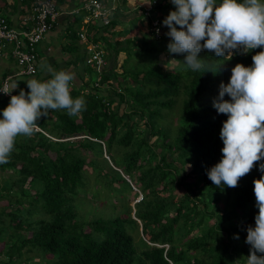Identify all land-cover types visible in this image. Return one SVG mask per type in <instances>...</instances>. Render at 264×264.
I'll return each instance as SVG.
<instances>
[{
  "label": "trees",
  "instance_id": "1",
  "mask_svg": "<svg viewBox=\"0 0 264 264\" xmlns=\"http://www.w3.org/2000/svg\"><path fill=\"white\" fill-rule=\"evenodd\" d=\"M83 1L75 6L79 10L66 29L69 41L63 51L72 54L69 62L83 64L79 84L73 83L70 94L83 96L86 110L79 116H69L66 110L50 111L37 121L42 130L31 137H17L9 162L0 164V169L14 173L13 179L12 175L6 178V190L8 194L14 190L15 196L9 198L10 205L0 207V253L6 256L2 264H39L42 259L47 264H244L250 254L245 242L247 227H255L258 213L253 181L262 175L259 164L264 159L240 178L236 188L213 184L207 171L222 158L220 130L227 119L218 114L213 100L221 82H229L231 69L237 63L251 66L252 56L264 47L237 53L231 60L204 50L200 58L223 63L220 71L215 75L192 71L183 64L184 55L167 51L171 38L165 35L169 29L162 21L175 10L171 0H148L149 16H132L130 25L114 33L111 29L125 22V15L114 16L115 12L127 10V0H98L107 8L116 4L106 25L82 23L87 14L80 5ZM0 10L6 14L4 6ZM162 11L165 15L158 16ZM146 17L148 30L127 35L143 25ZM154 18L158 20L155 27ZM74 24L94 31L88 40L103 39L113 55L125 53L121 72H97L84 63ZM114 35L121 38L114 39ZM36 52L39 60V45ZM131 54L136 58L143 54L147 63L143 75L136 73L133 81L128 77L138 61L131 67L125 65ZM160 60L165 65L175 60V64L165 67ZM89 73L93 78L86 81ZM118 75L123 83L119 81L117 87L108 83ZM106 83L108 89L103 93L100 87ZM126 90L131 95L129 105L124 103ZM173 114L178 115L175 124L172 119L163 123ZM186 164L191 165L187 173ZM89 176L103 183L104 196L97 189L89 191ZM133 186L143 196L131 206L137 196ZM114 193L122 195L128 218L94 216L87 220L76 208L77 199L108 200ZM103 205L99 207L102 211ZM6 226L14 230L9 237L3 236ZM130 228L140 234L139 241Z\"/></svg>",
  "mask_w": 264,
  "mask_h": 264
},
{
  "label": "clouds",
  "instance_id": "2",
  "mask_svg": "<svg viewBox=\"0 0 264 264\" xmlns=\"http://www.w3.org/2000/svg\"><path fill=\"white\" fill-rule=\"evenodd\" d=\"M32 1L34 0H29L28 7L19 4L18 13L25 11L24 15L28 14ZM51 1L57 8V17L62 2ZM83 2L80 5H83ZM148 3L147 1L146 7L141 6L140 14L150 15L151 4ZM171 3L175 10L170 11L162 21L169 29L165 35L171 38L167 51L169 54L184 55L182 62L192 71L212 72L214 75L220 71L223 63L200 58L199 53L204 50L213 52L215 57L231 60L237 53L247 54L251 50L264 47V0H222L219 4L217 0H171ZM65 7L66 10L70 9L69 20L73 22V14L78 12L79 8H68L67 5ZM137 8H140L139 5ZM87 14L82 18V23L88 21H85ZM111 14L113 15V12ZM154 21L158 25V20L154 18L153 27ZM94 22L106 25L102 21ZM145 22L148 24V19ZM10 23L14 27L24 29L18 22ZM93 32L90 31L89 35L92 36ZM80 33H84L86 40L80 38ZM77 35L78 42L83 41L79 44L84 53V63L97 72L104 71L106 57L99 48V42L88 40L86 29L84 32L79 31ZM43 39L38 43L39 46ZM89 43L96 45V49L102 52L105 64L99 69L85 60ZM7 60L12 59L8 57ZM252 61V65L248 67L237 63L231 69L229 82H221L218 96L213 100V107L218 114L227 116L220 130V139L224 145L221 149L222 158L207 171L208 178L216 187H238L240 178L249 174L256 162L264 159V51L253 55ZM35 63L38 66L39 60L36 59ZM42 70L51 78L45 81L35 78L27 80L30 91L26 93L21 89L19 94L16 92L18 95H11L8 106L2 111L0 164L9 162L17 137H31L39 131L37 121L41 117H47L50 111L66 110L69 116H79L86 110L84 97L73 98L70 94L75 81L74 72L63 69L57 71L50 64L42 65ZM98 78L100 79L99 74ZM17 87L16 82L11 91L0 92L9 94ZM225 96L230 99H225ZM259 171L262 175L253 181L258 213L254 217L255 227H247L245 242L250 245V254L246 257V264H264V163L259 164ZM133 188L142 194L139 189L134 186ZM234 238L239 239V236Z\"/></svg>",
  "mask_w": 264,
  "mask_h": 264
},
{
  "label": "rangeland",
  "instance_id": "3",
  "mask_svg": "<svg viewBox=\"0 0 264 264\" xmlns=\"http://www.w3.org/2000/svg\"><path fill=\"white\" fill-rule=\"evenodd\" d=\"M80 0H78L76 2V0H64L62 3H61V9L64 11L65 10V6L66 5H69V4H72L73 6H75L77 3H79ZM147 1L148 0H127L126 4H128V7L131 8L133 11H135L136 13H133L132 12V15H128V16H125L123 17L122 19L125 21V22H122V23H119L115 25V27H113L111 29V31L116 32V31H121L124 27L130 25V18L132 16H136V15H139L141 13V6H147ZM163 5L165 6V3L164 1L162 2ZM221 3V2H218V4ZM19 4H21L22 7H28L29 6V0H9L6 2V0H0V5L1 6H4L6 7V11L4 10V13H6L5 15L11 20H12V16H13V13L17 12L18 10V6ZM66 4V5H65ZM139 5V9L137 8L136 10L135 7ZM131 10V11H132ZM165 12L168 10V8H164L163 9ZM164 11H162V13L158 14V16L162 17L164 14ZM117 12V11H116ZM115 16V15H114ZM12 22H15L12 20ZM16 24V23H15ZM99 24V23H98ZM77 27V25H73V28L75 29ZM138 28V29H137ZM21 29V28H20ZM137 30L139 31V35H141L142 33H144L146 30H148V27L146 25V22H144L143 25H138L137 27L133 28V30H131L130 33H128L127 35H131V34H134L137 32ZM62 33V31H60L59 35L57 36L58 38H60L58 44H61V43H64L62 40V37L60 36V34ZM86 33L89 34V31L86 30ZM107 34V33H105ZM66 36V34H65ZM113 38V37H112ZM118 38H121L120 36L118 35H114V39H118ZM44 40V39H43ZM79 43H83V41L79 42ZM203 43V42H202ZM99 48L102 50L103 54L105 55V61H106V64L104 66V71H111V70H117L119 72H121L122 68L119 67L121 64H122V61H123V58L125 57V53L124 52H120L118 53L117 56L113 55V53L111 52L110 48H109V45H107V43L101 39L100 42H99ZM49 53V51H45L43 54H47ZM70 55L72 54H64L63 57H62V61H65V59L67 58H70ZM60 56V49H58L57 51V54H56V58ZM141 57H135L133 54H131L129 56V58L131 57L130 61L127 62L125 65L127 67H131L132 64H135L137 61H138V65H136L135 67L131 68V72L129 74V77L128 79L133 81V78H135V74L136 73H139L141 76L143 75V72L146 70V62H143V58L144 55L141 54L140 55ZM42 57V56H41ZM159 63H163L164 62L162 60L159 61ZM175 64V60H169V63L166 65L164 64L163 66L165 67H172L173 65ZM117 65V66H115ZM38 66L40 67L39 69V73L37 75V78L39 80H41V76H42V65L39 61V64ZM20 65L18 64V62L16 60H6L5 61V64L3 65H0V72H2V75L0 78H3L9 74H14V76L10 79V83H18V87L16 89H20L21 88L27 93L28 91H30V89H28L27 87V80H29L28 77H30V75H24V74H16L19 70H20ZM76 67L78 68L77 69V72H83V64L81 63H78L76 65ZM59 71V70H58ZM67 71H71L73 72V69L72 68H69ZM32 77V76H31ZM51 78V77H50ZM49 78V79H50ZM91 78H93V75L91 73H89V77H87L86 81H90ZM122 80V83H123V78L121 79V76H117L116 78H110V80L108 81V83H111L112 86L114 85L115 87H117L118 85V82ZM45 81V80H43ZM79 83V81H78ZM133 82H131L132 84ZM144 83V82H143ZM142 83V84H143ZM102 92L103 93H106L104 90L108 89V85L107 83L104 84L103 86L100 87ZM148 88V85L147 84H144V89L147 90ZM126 97V101L124 103H127L128 105L131 103V95L129 93L128 90L125 91L124 93V98ZM4 97L3 96H0V115H2V111L4 108H6L10 102V100L8 101H4L3 100ZM180 103V100H178V104L179 105ZM117 105V102L115 101L111 106L112 108L115 107ZM124 106L123 104L120 105V112H122L124 110ZM169 112V111H168ZM173 112V111H172ZM171 113V112H169ZM174 113V112H173ZM177 114H173V116H169L166 118L167 121H163V123H168V121H170L172 119V123L175 124L176 121H177ZM3 117L0 116V119H2ZM20 137V136H18ZM154 138L152 137L150 139V141H152ZM103 156L108 158L107 157V154L106 153H103ZM85 168L91 172V168L89 166H85ZM117 168V167H116ZM117 170L121 171L119 168H117ZM191 170V165L190 164H186L185 165V170L184 172H189ZM12 175V179L14 178V173L11 169H0V195H3V194H6L7 196H0V207H3L5 205H10V202H9V198H14V193L12 194V190L11 192H9L8 194V191L6 190L8 188V186H6V178L8 179L9 176ZM126 179L129 180V178L124 175ZM88 188H89V191H94L96 190L99 195L101 196H104L105 193L107 192V189L104 188L102 185L103 183L100 182V181H97L96 178L94 176H89L88 177ZM176 192H178V190H176ZM182 194V191H179V194L178 195H181ZM87 195H90V193H88ZM112 196V197H111ZM142 197V194H139L137 193V196L131 200V203L130 205L132 206V204L134 202H136L137 200L141 199ZM111 198V199H110ZM110 198L108 200H94L93 202H90V200H87V199H82V200H79L77 199L76 202H75V205H76V208L78 211H80L84 217V219H93L94 216H101L103 218H107L109 216H120L121 218H125L127 217L128 218V211L126 210V207H124V202L122 200V195L119 194V193H114L113 195L110 194ZM104 203V205L102 207H104L103 211L100 210V206ZM90 204L92 206H90ZM100 210V211H98ZM133 214V210L131 211V215ZM5 218V217H4ZM6 220V218H5ZM7 221V220H6ZM211 222V220H209ZM239 222L237 223H234V225L238 224ZM0 225H1V222H0ZM4 229H6V231H4V235L3 236H10L11 233L14 232V230L12 228H7L4 227ZM130 233L132 234V236L134 238H136L137 240L139 239V233L137 232V230H135L134 228H130ZM139 241V240H138ZM1 243H3V241H0ZM2 244H0V250L2 249ZM6 258L5 254L4 253H0V264H2V260H4ZM39 264H47V261L45 260H41L39 262ZM246 264V261L245 263Z\"/></svg>",
  "mask_w": 264,
  "mask_h": 264
},
{
  "label": "built area",
  "instance_id": "4",
  "mask_svg": "<svg viewBox=\"0 0 264 264\" xmlns=\"http://www.w3.org/2000/svg\"><path fill=\"white\" fill-rule=\"evenodd\" d=\"M83 7L87 11L86 20L102 21L107 24L110 20L112 8H107L105 3L98 0H85ZM57 15V8L51 0L32 1L29 13L20 17L18 24L23 25L24 29L14 27L9 19L0 10V65L10 57L16 60L21 66L16 74L34 75L36 69L37 45L45 35L53 28L54 20ZM157 22H153L156 26ZM28 28V31H25ZM155 30H158L155 28ZM80 38L86 40L84 33H80ZM88 64L95 65L98 69L104 65L101 50L96 49V45H87L85 58ZM14 74H9L0 78V90L11 91L12 84L10 79ZM1 77V76H0ZM11 95H18L14 90L5 94L0 92V96L10 100ZM41 130L40 128L38 129Z\"/></svg>",
  "mask_w": 264,
  "mask_h": 264
},
{
  "label": "crops",
  "instance_id": "5",
  "mask_svg": "<svg viewBox=\"0 0 264 264\" xmlns=\"http://www.w3.org/2000/svg\"><path fill=\"white\" fill-rule=\"evenodd\" d=\"M7 1H9V0H6V2ZM77 1L78 0H76V2ZM76 6H77V4H76ZM114 6H116V4ZM127 6H128V4H127ZM67 7L72 8L75 6H73L72 4H69V5H67ZM4 10L6 11V7H4ZM69 10H66V9L64 11L62 9L60 10L59 15L56 17V20L54 22L53 28L45 35L44 40L40 43V52L44 53L45 51H49V53L41 55L42 57L40 56L39 61H40L41 65L50 64L57 71L61 70V69L67 71L69 68H72L73 72L75 73L74 84L75 83L79 84L78 81H79L80 75L82 73L77 72L78 68L72 62H69L71 59L73 60V56L70 55V58H67V59H65V61H62L63 55L67 54L65 51H63L64 45L66 43H68V41H69L67 36H65V32H66L67 27L72 24L71 20H69L70 19ZM131 10L132 9L129 7L127 10H123V11H122V9H120L117 12H115V16L120 15V14L125 15V16L132 15L133 10L132 11ZM134 10H136V7ZM18 12H19V10H17V12L13 13L12 20L15 21L13 23H17L19 20V17H22L25 13V11H21L20 13H18ZM12 20L10 18L11 22H12ZM146 20L147 19H145V21ZM75 29H76L77 33L79 31H83V32L85 31V27L83 25H77V27ZM60 31H62L60 36L62 37V39H63L62 41L64 43L58 44L60 38H58L57 36L59 35ZM58 49H60V56L56 58V54H57ZM39 69H40V67L38 68V70L34 76L28 77L29 80L33 79V78L38 79L37 75H38ZM49 78H50V76L43 70L42 76H41V81L48 80ZM14 84L15 83H12V87L14 86Z\"/></svg>",
  "mask_w": 264,
  "mask_h": 264
}]
</instances>
